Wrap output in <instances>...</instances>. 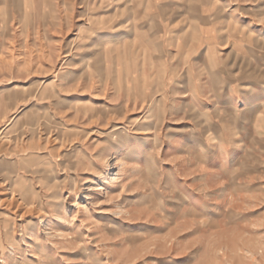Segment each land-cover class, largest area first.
Wrapping results in <instances>:
<instances>
[{
    "label": "rangeland",
    "instance_id": "1",
    "mask_svg": "<svg viewBox=\"0 0 264 264\" xmlns=\"http://www.w3.org/2000/svg\"><path fill=\"white\" fill-rule=\"evenodd\" d=\"M82 2L0 0V264H264V100L234 161L191 150L189 103L168 101L170 116L123 99L126 55L105 62ZM217 6L263 49L264 0ZM239 64L235 80L264 79Z\"/></svg>",
    "mask_w": 264,
    "mask_h": 264
},
{
    "label": "crops",
    "instance_id": "2",
    "mask_svg": "<svg viewBox=\"0 0 264 264\" xmlns=\"http://www.w3.org/2000/svg\"><path fill=\"white\" fill-rule=\"evenodd\" d=\"M191 1L197 5L192 7ZM209 1L88 0L82 5H92L98 11L93 18L99 20L91 26H103L99 38L105 42V62L117 60L113 58L117 48L126 55L119 66L130 70H125L123 99L134 100L137 109H143L146 102L148 112L157 114L162 109L170 112V116L178 114L174 112L176 109H167L168 101L188 102L191 113L186 129L190 130V136L184 139L186 146L191 150L200 147L198 151L203 155L220 152L234 161L240 135L247 134L244 139L247 140L255 132L258 106L255 102L264 100V79L235 80L238 73L232 70L239 68V59L246 56L253 59L254 64H249L252 69L264 70V56L260 54H264V47L262 50L255 45L251 47L253 36L260 33L245 34L239 19L232 15L223 20L217 12V0L214 4ZM175 7L183 10L182 15L178 20L169 19L167 12ZM256 49L260 55L254 54ZM199 50L203 65L197 74L192 58ZM224 51H228L225 60L221 55ZM229 56L232 65L222 69ZM87 88L74 84L73 96L89 101L92 90L82 92Z\"/></svg>",
    "mask_w": 264,
    "mask_h": 264
}]
</instances>
